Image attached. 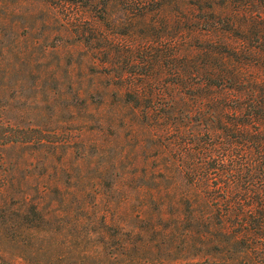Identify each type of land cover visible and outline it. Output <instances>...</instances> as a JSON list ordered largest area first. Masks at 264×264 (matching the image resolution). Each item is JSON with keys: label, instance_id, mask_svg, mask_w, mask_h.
Returning <instances> with one entry per match:
<instances>
[{"label": "trees", "instance_id": "16d2710c", "mask_svg": "<svg viewBox=\"0 0 264 264\" xmlns=\"http://www.w3.org/2000/svg\"><path fill=\"white\" fill-rule=\"evenodd\" d=\"M101 5L107 13L97 19L109 32L91 25V40L80 33L78 41L101 35L104 46L92 49L102 60L92 62L89 75L111 84L97 103L94 89L79 97L97 113L89 143L108 154L103 171L115 179L110 186L138 183L143 190L150 181L151 199L162 201L157 220L166 221L172 208L175 223L204 228L216 247L244 246L258 260L249 264H264V0ZM113 7L122 8L118 18L108 13ZM57 145L0 109L1 218L13 201L41 219L46 190L30 196L16 175ZM9 150L26 154L11 165ZM47 157L44 168L56 163ZM147 216L143 210L141 218Z\"/></svg>", "mask_w": 264, "mask_h": 264}, {"label": "rangeland", "instance_id": "374dc122", "mask_svg": "<svg viewBox=\"0 0 264 264\" xmlns=\"http://www.w3.org/2000/svg\"><path fill=\"white\" fill-rule=\"evenodd\" d=\"M106 11L101 0H0V109L10 112L12 123L40 128L58 143L16 175L19 189L35 196L44 187L46 195L41 219L13 201L6 219L0 210V264L257 263L244 246L216 247L204 228L175 223L172 208L166 207V221L157 220L162 201L151 199L150 181L143 190L138 183L110 186L115 179L103 171L108 154L89 143L97 113H88L79 97L94 89L97 103L111 84L89 75L92 62L102 60L92 49L104 46L101 35L78 41L80 33L91 40V25L109 32L97 19ZM122 12L108 9L114 18ZM25 154L9 150L6 159L12 165ZM44 156L56 163L44 168Z\"/></svg>", "mask_w": 264, "mask_h": 264}]
</instances>
